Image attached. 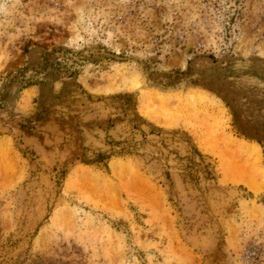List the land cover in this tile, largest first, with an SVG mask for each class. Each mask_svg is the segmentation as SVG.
<instances>
[{
	"label": "rangeland",
	"instance_id": "obj_1",
	"mask_svg": "<svg viewBox=\"0 0 264 264\" xmlns=\"http://www.w3.org/2000/svg\"><path fill=\"white\" fill-rule=\"evenodd\" d=\"M0 264H264V0H0Z\"/></svg>",
	"mask_w": 264,
	"mask_h": 264
},
{
	"label": "trees",
	"instance_id": "obj_2",
	"mask_svg": "<svg viewBox=\"0 0 264 264\" xmlns=\"http://www.w3.org/2000/svg\"><path fill=\"white\" fill-rule=\"evenodd\" d=\"M165 76L168 77V80H167L166 83L167 84H171V83H173L178 78V71H175L174 74L166 73ZM100 159H101V157H98L96 161H99Z\"/></svg>",
	"mask_w": 264,
	"mask_h": 264
},
{
	"label": "bare ground",
	"instance_id": "obj_3",
	"mask_svg": "<svg viewBox=\"0 0 264 264\" xmlns=\"http://www.w3.org/2000/svg\"><path fill=\"white\" fill-rule=\"evenodd\" d=\"M240 159H241V158H240ZM247 160H249V159L245 158V162H244V163L247 164V163H248ZM235 161H236V159H235ZM232 163H233V162H232ZM236 163H239V162H236ZM240 164H241V162H240ZM236 165H237V164H236ZM236 165H235V166L233 165V166L236 167ZM239 168H240V166H239ZM236 170H237V169H236ZM238 171H239V170H238ZM233 173H234V172H233ZM245 175H246V174H245ZM232 178L241 179L240 176H236V177L233 176ZM235 180H236V179H235ZM246 184H247V183H246ZM250 185H251L252 187H254V189L256 188L255 185H252L251 183H250Z\"/></svg>",
	"mask_w": 264,
	"mask_h": 264
}]
</instances>
